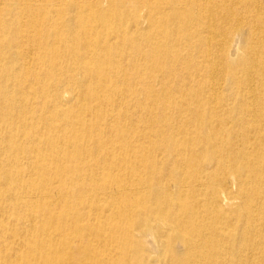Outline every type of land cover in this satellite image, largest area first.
Listing matches in <instances>:
<instances>
[{
	"label": "bare ground",
	"instance_id": "6f19581e",
	"mask_svg": "<svg viewBox=\"0 0 264 264\" xmlns=\"http://www.w3.org/2000/svg\"><path fill=\"white\" fill-rule=\"evenodd\" d=\"M0 264H264V0H0Z\"/></svg>",
	"mask_w": 264,
	"mask_h": 264
}]
</instances>
